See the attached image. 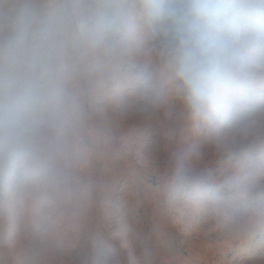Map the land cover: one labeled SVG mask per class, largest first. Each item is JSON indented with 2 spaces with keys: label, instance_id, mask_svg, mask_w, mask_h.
<instances>
[{
  "label": "clouds",
  "instance_id": "1",
  "mask_svg": "<svg viewBox=\"0 0 264 264\" xmlns=\"http://www.w3.org/2000/svg\"><path fill=\"white\" fill-rule=\"evenodd\" d=\"M169 223L264 259V0H0V264H189Z\"/></svg>",
  "mask_w": 264,
  "mask_h": 264
},
{
  "label": "rangeland",
  "instance_id": "2",
  "mask_svg": "<svg viewBox=\"0 0 264 264\" xmlns=\"http://www.w3.org/2000/svg\"><path fill=\"white\" fill-rule=\"evenodd\" d=\"M180 103L177 101L171 111L172 115L169 116L166 113H160L157 118L149 122H143L139 118H129L124 123V129L127 130L130 127L148 132L151 135L154 143L157 145L160 155L167 154V149H175L178 147L186 146L192 139L191 132L187 125L179 118ZM160 122H164L168 127L177 130L175 136L171 140L165 139L160 134ZM215 168V162L210 165ZM123 198L128 200L127 194H124ZM151 218L152 212L149 209L145 213L144 209L140 210V216ZM125 219L131 222L133 219L132 213L127 212ZM156 222V221H154ZM168 231L175 237L177 246L181 249L184 255L188 258L189 264H264V259L252 257L249 254L242 252L239 248L227 252H221L219 249L210 244H215L218 237L213 234L211 236H204L199 233L193 232L190 234H184L180 231L178 226L168 224Z\"/></svg>",
  "mask_w": 264,
  "mask_h": 264
}]
</instances>
